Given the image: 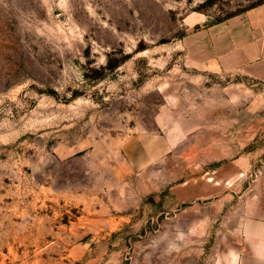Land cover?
<instances>
[{
	"label": "rangeland",
	"instance_id": "rangeland-1",
	"mask_svg": "<svg viewBox=\"0 0 264 264\" xmlns=\"http://www.w3.org/2000/svg\"><path fill=\"white\" fill-rule=\"evenodd\" d=\"M263 2L0 0V264H235L264 238V86L183 46Z\"/></svg>",
	"mask_w": 264,
	"mask_h": 264
},
{
	"label": "crops",
	"instance_id": "crops-1",
	"mask_svg": "<svg viewBox=\"0 0 264 264\" xmlns=\"http://www.w3.org/2000/svg\"><path fill=\"white\" fill-rule=\"evenodd\" d=\"M183 46L190 67L241 74L264 86V2L197 31ZM245 241L248 244L239 249L235 264H264V238Z\"/></svg>",
	"mask_w": 264,
	"mask_h": 264
},
{
	"label": "bare ground",
	"instance_id": "bare-ground-1",
	"mask_svg": "<svg viewBox=\"0 0 264 264\" xmlns=\"http://www.w3.org/2000/svg\"><path fill=\"white\" fill-rule=\"evenodd\" d=\"M187 22L191 24L193 22L192 17L187 18Z\"/></svg>",
	"mask_w": 264,
	"mask_h": 264
}]
</instances>
